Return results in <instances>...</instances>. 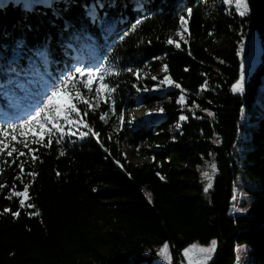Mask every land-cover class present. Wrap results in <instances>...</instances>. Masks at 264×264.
<instances>
[{
    "label": "trees",
    "instance_id": "1",
    "mask_svg": "<svg viewBox=\"0 0 264 264\" xmlns=\"http://www.w3.org/2000/svg\"><path fill=\"white\" fill-rule=\"evenodd\" d=\"M222 2L0 0V140L8 131L6 142L26 153L18 160V152L0 153V264H152L165 242L169 264H185L188 245L211 240L217 243L208 264H234L240 245L247 247V264H264V67L250 75L242 96L231 91L240 71L237 53L252 31L260 37L264 60V0H248L247 18ZM188 10V32L177 49L167 40L180 30L178 17ZM163 64L188 93L183 106L177 91L159 97L149 92L151 82L142 75L161 71ZM85 66L96 68L115 89L104 92L105 107L86 117L98 136L56 144L59 134L53 133L52 145L43 147L31 143L29 132V146L38 149L33 163L28 149L10 138L9 126L19 128L24 118L12 121L4 114L12 112V101L26 104L68 76L93 101L94 91L84 89L76 71ZM141 91L145 105L160 104L166 117L131 129L128 115ZM79 107L89 110L82 102ZM242 109L247 121L240 124ZM106 112L111 114L103 122ZM179 114L187 119L180 121ZM174 123L179 127L170 134ZM239 132L248 138L238 142ZM15 134L19 140L21 134ZM124 146L146 162L127 160ZM25 161V173H36L23 179L40 216L25 209L14 219L3 210H18V199L6 197L13 183L23 190L15 177ZM203 161L216 165L207 193L200 178ZM240 174L256 187L247 189L251 200L245 213L233 215ZM145 193L152 194L151 203Z\"/></svg>",
    "mask_w": 264,
    "mask_h": 264
},
{
    "label": "snow or ice",
    "instance_id": "2",
    "mask_svg": "<svg viewBox=\"0 0 264 264\" xmlns=\"http://www.w3.org/2000/svg\"><path fill=\"white\" fill-rule=\"evenodd\" d=\"M223 2L229 6L234 5V10L237 15L242 18H247L250 13V6L248 0H223ZM191 10H188L186 14L180 15L178 17L179 22V29L180 31L176 32L177 36L181 37V40L184 39L183 33L188 32V19L187 17L191 16ZM211 35V33H209ZM168 45H174L175 48L179 49L181 47L180 42L174 41L173 39L169 38L167 40ZM244 50L243 44L241 45L240 50L238 51L237 55H240ZM155 59H162V57H157ZM223 62V61H221ZM162 70L164 72L168 71V65L163 64ZM188 69H185L187 71ZM77 72L80 69H76ZM129 72H132V69H128ZM118 74V73H117ZM246 74H247V67L245 64H241L240 67V74L236 82L231 86V91L234 94H241L245 93V82H246ZM138 75V74H137ZM152 79L155 81L158 78L153 76ZM97 81L100 83L95 88L94 85L97 84ZM104 77L101 75L97 77V79L92 78V74L90 73L87 82L84 83L83 87L88 92H95L97 99L99 100L101 94L107 92L109 95L111 92H114L115 89L111 88L108 83H104ZM159 86L169 87L175 86L176 88L180 89L181 95L177 99V103L180 105H184L186 103V97L183 95L184 89L178 83H174L172 79L165 75L163 79H159ZM75 80L74 77L68 76L65 80L59 85L53 88L50 94L47 95L46 99L43 101V105L39 107L34 114L29 115L26 119H24L19 128L10 125L9 128L11 129V141L22 143L24 148L28 149L27 155L31 157V161L35 163L38 157L34 154L38 149L31 148L29 146V138L27 133L31 132V143L40 145L43 147H49L53 143V133H58L59 136L56 138L55 143L60 144L62 139L71 138L74 136H78L80 139H84L91 135L98 134L93 133V130L89 123L86 120V117L90 114L92 109V101L90 99H85L83 92L79 89L74 88ZM67 85V87H66ZM204 86H202L203 88ZM147 91L148 89H144ZM75 93V96H73ZM61 94H66L69 97V105H59L56 103L58 97ZM105 102L108 100V96H103ZM79 102H82L85 106L88 107V111H84L81 107H79ZM195 103V102H193ZM160 111H163L161 109ZM106 114H101L100 119L105 120ZM121 120H123V114L121 113ZM208 115L211 116L212 113L208 112ZM187 117L185 115H181L179 117L180 121H185ZM131 124V121L128 122ZM82 126V127H81ZM179 127V125H177ZM73 128H76V131H72ZM82 129H87V131H83ZM19 132L21 134V138L18 140V137L15 133ZM5 140H0V153H5L8 157H13V153L18 152V156L15 160H18L19 157H23L26 153L6 142L7 138L9 137L10 133L5 131L3 133ZM60 155H64L63 151H61ZM15 160L13 162H15ZM25 162H21L17 165L19 169V175L15 177L16 180H19L23 186L22 191H18L16 184L13 183L11 185V190L9 195L6 197L7 199L11 200L13 198L18 199V210L16 212H11L9 208H5L3 210L4 213H10L14 219L18 218L21 214V210H33L28 211L29 216H40V212L36 209L34 203H31V196H30V183L24 181L23 177L27 175L30 178H34L36 173L35 172H27L25 173ZM211 169L213 172L216 170V165L213 163L211 164ZM57 175H60L57 173ZM203 176L207 179V187L205 191L212 187L211 177L207 171L203 172ZM162 180L164 177H160ZM4 185L0 184V189H3ZM146 198L148 199L149 203L152 202V194L145 193ZM216 241L212 240L208 247H199L192 246L191 248L184 250V256L188 258V264H193L192 256L196 257L195 264H208V261L211 260L212 254L216 249ZM169 245L167 242L160 248L159 252L157 253L158 256H163L166 259L170 260V255L168 253ZM191 254V255H190Z\"/></svg>",
    "mask_w": 264,
    "mask_h": 264
},
{
    "label": "rangeland",
    "instance_id": "3",
    "mask_svg": "<svg viewBox=\"0 0 264 264\" xmlns=\"http://www.w3.org/2000/svg\"><path fill=\"white\" fill-rule=\"evenodd\" d=\"M222 3L224 5H227L224 2H222ZM232 7H234V5ZM183 36H184V39L181 40V37L177 36L175 33L174 36L172 37V39L174 41H177V42L184 41L185 40V34L184 33H183ZM219 44L220 43H218V45ZM242 44L244 46V50L238 56L240 59V67H241L242 63L245 64L247 67L246 82H245V85H246L248 78L254 72V70H256L259 67H264V60L262 58L263 47H262V44L260 41V37L256 31H252L248 35V37L245 38L241 42V45ZM241 45H240V48H241ZM240 48H239V50H240ZM78 69H80V71L78 72V75L82 78L83 84L87 82V78H88L90 73L92 74V78L94 80L97 79V77H98V70L96 68H88L85 66V67H80ZM239 74H240V71H239ZM165 75H167V73L164 72L163 70H161L155 74L149 73V72H144L142 77L150 80L151 86H150L149 92L151 95L159 97V96H163L167 91H177L178 92L177 99H178L179 96L181 95L180 89L176 88L174 85L169 86V87L159 86V83H158L159 79H163V77ZM153 76L157 77L158 79L154 81L152 79ZM238 77H239V75H238ZM99 83L100 82L97 81V84L94 85L93 87L95 88L96 86H98ZM52 90H45V88H44V91L42 92L41 97L36 98V99L32 98L31 101L27 102L26 104H25V102L24 103L18 102L16 100L12 101L11 102L12 112H6L4 114V118L8 120V118L12 117V121L20 120L22 117L24 119H26L29 115L34 114V112L39 107H41L43 105L44 99H46L47 95L50 94ZM144 93H145L144 91H141L135 97L136 108L133 111H131L128 115L129 120L127 121V125L131 129H132V126L148 127V126L155 125L158 122H160L164 117H166V113L164 112V110L160 111L161 109H163L160 104H156L150 108H148L145 105V97L143 96ZM186 94H188V93H183L184 96ZM235 95L242 96L241 94H235ZM95 96H96V94H95ZM103 96H105L104 93L101 94V97L99 100L97 99V96L95 97V99L92 101V109L91 110L99 111L101 107H105L107 105V102L104 101ZM170 100L171 99H169V98L167 99V101H170ZM56 103L64 106L67 104V100L61 94L58 97ZM182 108H184V107H181V110H182ZM183 110H186L189 112L192 111L191 108L183 109ZM8 113H10L11 115H9ZM105 114H106L105 120H102L103 122H106L108 120L111 113L106 112ZM181 115L182 114L178 115V119ZM129 121H131V124L128 123ZM246 121H247V115L245 114V112L242 109L240 112L239 123L240 124L246 123ZM121 122L122 121L120 120L119 124H121ZM177 129H178L177 123H174L169 127V133L174 134L177 131ZM247 138H248V136L246 134H244L242 132L238 133V142H242V141L246 140ZM122 153L127 158V160H129L130 162H132L134 164H141V163L146 162V160H142V159H139L136 156H134L132 151L129 148H127L126 146L123 147ZM211 164H212L211 162L203 161L201 163V167H200V173H201L200 178L203 182L202 187H203L204 193H207L209 189L207 191H205V188L207 187L208 181L203 176V172L207 171L209 173V175L211 177V182H212L213 177L215 176V172H213L211 169ZM183 167L189 168V169L192 168L191 165H183ZM255 187H256L255 183L253 181L248 180V178L245 175L240 174L236 177V180L234 182V187H233L231 206H230V213L231 214L237 215V214H244L245 213V211H246V209L250 203V200H251L250 196L247 193V189H254ZM210 242L207 244H199L198 242H192L185 249L191 248L192 246H196L197 248L208 247L210 245ZM164 244H162L158 248V252ZM184 250L182 252L183 256H184ZM214 252H213V254H214ZM246 252H247V247L245 245L237 246L235 248V256L236 257H235L234 264H247L248 258L246 256ZM168 253H169V248H168ZM213 254H212V256H213ZM191 258H192L193 264H195L196 257L193 255ZM184 259H185V264H188V258H186L184 256ZM169 262H170L169 259H166L163 256H157V259L152 264H169Z\"/></svg>",
    "mask_w": 264,
    "mask_h": 264
}]
</instances>
